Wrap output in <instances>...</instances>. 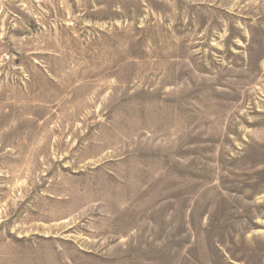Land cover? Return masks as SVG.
I'll return each mask as SVG.
<instances>
[{
  "label": "rangeland",
  "instance_id": "obj_1",
  "mask_svg": "<svg viewBox=\"0 0 264 264\" xmlns=\"http://www.w3.org/2000/svg\"><path fill=\"white\" fill-rule=\"evenodd\" d=\"M0 264H264V0H0Z\"/></svg>",
  "mask_w": 264,
  "mask_h": 264
}]
</instances>
